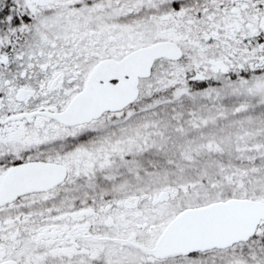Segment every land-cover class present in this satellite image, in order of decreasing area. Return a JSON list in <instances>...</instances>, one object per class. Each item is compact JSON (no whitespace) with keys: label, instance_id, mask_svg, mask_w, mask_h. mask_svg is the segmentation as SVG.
Returning a JSON list of instances; mask_svg holds the SVG:
<instances>
[{"label":"snow or ice","instance_id":"snow-or-ice-1","mask_svg":"<svg viewBox=\"0 0 264 264\" xmlns=\"http://www.w3.org/2000/svg\"><path fill=\"white\" fill-rule=\"evenodd\" d=\"M0 264H264V0H0Z\"/></svg>","mask_w":264,"mask_h":264}]
</instances>
